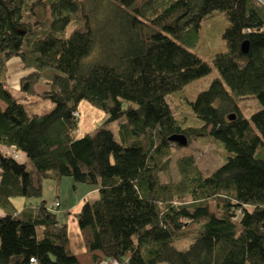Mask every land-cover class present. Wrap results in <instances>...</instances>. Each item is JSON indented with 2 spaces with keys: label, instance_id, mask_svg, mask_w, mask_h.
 Returning <instances> with one entry per match:
<instances>
[{
  "label": "trees",
  "instance_id": "obj_1",
  "mask_svg": "<svg viewBox=\"0 0 264 264\" xmlns=\"http://www.w3.org/2000/svg\"><path fill=\"white\" fill-rule=\"evenodd\" d=\"M92 3L90 13L86 0H0V264H264V0ZM215 11L228 20L226 49L213 56L220 76L189 100L186 85L212 69L191 48ZM13 56L30 70L19 95L7 86ZM46 68L58 72L40 94ZM35 95L53 108L28 111ZM246 96L261 103L250 117L236 102ZM167 97L179 110L174 127ZM83 100L107 118L79 137ZM116 120L120 140L108 126ZM175 133L188 144L220 141L226 160L203 174L185 153L176 158L179 179L162 181L174 150L188 145L171 140ZM65 176L98 188L75 215L88 263L43 198L44 180ZM17 196L40 201L19 209Z\"/></svg>",
  "mask_w": 264,
  "mask_h": 264
},
{
  "label": "rangeland",
  "instance_id": "obj_2",
  "mask_svg": "<svg viewBox=\"0 0 264 264\" xmlns=\"http://www.w3.org/2000/svg\"><path fill=\"white\" fill-rule=\"evenodd\" d=\"M92 0H86V10L91 13L92 10ZM48 15V13H47ZM92 22H95V19H92ZM228 25V20L226 15L223 12L215 11L207 15L202 20L201 26V37L200 43L196 48H191V50L198 55H200L204 60H206L211 65V71L193 81L188 83L185 87L186 96L189 100H193L196 94L205 89L211 80L215 77H219L220 74L216 69L213 63V56L216 52L223 51L226 49L225 40L223 38V32ZM72 25L70 26V29ZM150 29L145 28V32ZM152 30V29H151ZM96 53L92 56L94 57ZM18 60L17 56L11 58L9 63V70L13 63ZM18 69V67H17ZM11 71V70H10ZM14 73L20 71H12ZM21 72L26 73L25 69H22ZM58 70L54 68H46L42 72V78L36 85L38 92H43L49 88V77H51ZM10 74L9 82L7 84L8 88L14 92H17L19 89V77L15 79L11 77ZM21 91L18 90V93ZM240 106L242 112L246 117H250L252 113L260 109L261 103L255 96H246L240 97L236 100ZM164 103L168 111V126H175L174 119L179 116L177 111L178 107L176 101L170 97L164 98ZM54 106V103L41 95H35L28 100L26 107L31 113H45L50 111ZM81 115L79 117V127H78V136L81 137L86 133L94 134L96 129L104 124L107 115L106 113L92 105L89 101L83 100L79 104ZM124 119V118H122ZM120 119V120H122ZM120 120L111 122L108 126L114 131L116 139L120 140L118 133ZM191 153L198 166L202 170L203 174H210L215 169H217L225 160H226V150L223 147L220 141L213 139L211 143L199 139L192 140L187 146H181L178 149L174 150V154L171 157L169 169L161 174V180L167 182L169 180L177 181L179 179V172L176 166V158L179 155ZM44 193L43 198H45L49 203H52L56 195H61V206L58 207V215L60 219H63L62 215L65 216L66 221L68 219V210L71 209L72 205H75L78 200L87 197L91 202L95 201L99 196L98 188L96 185L87 184L82 182H76L72 177L65 176L61 179L60 182L55 180H44L43 183ZM96 188V189H95ZM21 197V196H20ZM40 201L39 198L31 197L28 201ZM198 225L190 228L189 233L186 234L182 241H179L177 244L178 248H185L189 245L190 239L197 232Z\"/></svg>",
  "mask_w": 264,
  "mask_h": 264
},
{
  "label": "crops",
  "instance_id": "obj_3",
  "mask_svg": "<svg viewBox=\"0 0 264 264\" xmlns=\"http://www.w3.org/2000/svg\"><path fill=\"white\" fill-rule=\"evenodd\" d=\"M11 62V58L9 59V61H8V71H7V84H8V82H9V76H10V74H12L11 75V77L12 78H16V77H19V89H17V92H14L15 94H20V93H18V90H20V78L23 76V75H25V74H27L30 70H28V69H25L24 67H23V64H22V61H21V59L18 57V60H16L14 63H13V65L11 66V68H10V70L12 71V68H13V71H20V72H17V73H14V72H11L10 70H9V63ZM17 67H18V69H17ZM22 69H25L26 70V73H24V72H21V70ZM52 77H53V75L51 76V77H49V81L47 82L48 84H49V82L51 81V79H52ZM37 90V89H36ZM38 92V91H37ZM44 92V91H43ZM38 93H40V92H38ZM42 93V92H41ZM40 93V94H41ZM27 102L28 101H26V104H27ZM80 115H81V111H80V108H79V117H80ZM20 160L21 161H23V162H27L28 161V159H27V157H26V155L23 153V152H20ZM44 183V182H43ZM96 189V188H95ZM85 198V197H84ZM83 198V199H84ZM30 198H28V197H23V196H17V197H14V198H12V200H13V202H14V204H15V206L17 207V208H22L23 206H25V205H32V206H35V205H37L38 203H39V201H28ZM40 199V198H39ZM83 199H79L78 200V202H76L75 203V205H72L70 208L71 209H69L68 210V219L66 220V221H63V220H65L64 218H65V216L64 215H62V217H63V219H60L59 218V215H58V218H59V220L62 222V223H66L67 224V229H68V236H69V245H70V249H71V251L72 252H74V253H76V254H78V255H80L81 257H84L83 258V261H84V263H88V257L86 256V254H87V248H86V245H85V242H84V240H83V237H82V234H81V232H80V230H79V227H78V223H77V220H76V217H75V215H76V213L80 210V208H81V205H82V203H83ZM89 200V199H88ZM55 202H59L60 203V205L59 206H57L55 209H56V211L58 212V207H60L61 206V195L59 196L58 194L56 195V197H55V199L53 200V202L52 203H49L48 202V205H50V206H54V204H55ZM59 214V213H58ZM6 214H5V212L0 208V218H2V217H4ZM100 264H121V263H119V262H117L116 260H113V259H105V260H103Z\"/></svg>",
  "mask_w": 264,
  "mask_h": 264
},
{
  "label": "water",
  "instance_id": "obj_4",
  "mask_svg": "<svg viewBox=\"0 0 264 264\" xmlns=\"http://www.w3.org/2000/svg\"><path fill=\"white\" fill-rule=\"evenodd\" d=\"M242 51L246 53L248 51V41L242 43ZM171 140L178 142L181 145L188 144V138L184 134L175 133L169 137Z\"/></svg>",
  "mask_w": 264,
  "mask_h": 264
},
{
  "label": "built area",
  "instance_id": "obj_5",
  "mask_svg": "<svg viewBox=\"0 0 264 264\" xmlns=\"http://www.w3.org/2000/svg\"><path fill=\"white\" fill-rule=\"evenodd\" d=\"M9 150H10V152H11L15 157L18 156L19 151H18V149H16L14 146L11 147ZM58 205H59V202H56V203H55V206H58ZM31 263H32V264H39V262H38L35 258H31Z\"/></svg>",
  "mask_w": 264,
  "mask_h": 264
}]
</instances>
